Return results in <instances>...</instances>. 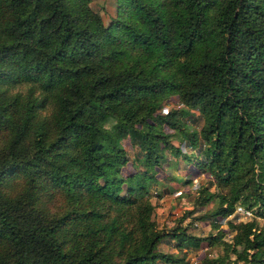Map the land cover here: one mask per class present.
<instances>
[{
	"label": "trees",
	"instance_id": "1",
	"mask_svg": "<svg viewBox=\"0 0 264 264\" xmlns=\"http://www.w3.org/2000/svg\"><path fill=\"white\" fill-rule=\"evenodd\" d=\"M118 2L105 27L86 0H0V264L179 263L165 239L217 246L202 264H264V0ZM173 95L198 133L188 111L158 112ZM198 136L214 181L193 209L214 204L196 219L238 203L263 219L228 220L230 240L154 219L149 175L180 154L171 137ZM124 140L141 153L128 178ZM50 188L63 214L41 200Z\"/></svg>",
	"mask_w": 264,
	"mask_h": 264
},
{
	"label": "rangeland",
	"instance_id": "2",
	"mask_svg": "<svg viewBox=\"0 0 264 264\" xmlns=\"http://www.w3.org/2000/svg\"><path fill=\"white\" fill-rule=\"evenodd\" d=\"M88 6L92 11L98 13L103 21L105 27L109 26L111 21L116 18L118 11V0H86ZM24 87L21 85L11 86L10 92L23 91ZM184 109L188 111V115L182 120L187 124L190 130L199 132L202 126V117L197 110H189L179 103L178 98L173 95L164 104L159 107L158 112L165 114L169 110ZM48 114V111L42 112ZM166 133L172 134V129L164 126ZM172 144L180 150L179 155H174L171 151L165 150V160L160 168H156L149 176L151 179L149 186V193L152 203L155 205L154 219L158 227L163 230H168L182 220L181 225L187 227V232L196 237L216 236L219 233L224 234L225 240H230L233 231H228L227 221L239 222L237 214H230L225 218H207L204 220H197L196 218L210 210L213 202H210L202 209H193L194 202L198 196L197 190L202 185H209L210 181H214L213 177L207 171H201L199 164L204 162L205 157L202 154L204 144L198 136L197 147L193 148L187 140L178 141L172 138ZM2 139H0L1 142ZM123 146L127 153L128 162L121 171V176L124 178L130 177L134 172L132 162L135 156H141L140 152H136L128 140L123 141ZM107 149L110 148L107 146ZM189 158V160L187 159ZM169 163V165H168ZM19 178V177H18ZM16 178L12 180V185H8L5 189L10 193L17 192L19 182ZM155 179V181H154ZM47 194H40L41 200L46 204L49 214H63L68 210V200L59 189L50 188ZM214 191V186L210 188ZM240 205L239 203L236 204ZM246 209V208H245ZM250 212V217L245 221L252 220L255 215L260 223L263 222L255 213L258 209H246ZM188 212H192L188 214ZM213 225H217L213 228ZM158 250L164 253H173L181 261L177 264H202V259L208 255L215 256L218 252L217 246H208L206 242H201L197 247H189L183 245L179 247L177 240L165 239L158 245ZM156 264H168L158 261Z\"/></svg>",
	"mask_w": 264,
	"mask_h": 264
},
{
	"label": "built area",
	"instance_id": "3",
	"mask_svg": "<svg viewBox=\"0 0 264 264\" xmlns=\"http://www.w3.org/2000/svg\"><path fill=\"white\" fill-rule=\"evenodd\" d=\"M234 214H237V216L239 217L240 220H243V222H246L245 219H247L248 217H250V212L248 210H246L245 208L241 207V206H237Z\"/></svg>",
	"mask_w": 264,
	"mask_h": 264
}]
</instances>
